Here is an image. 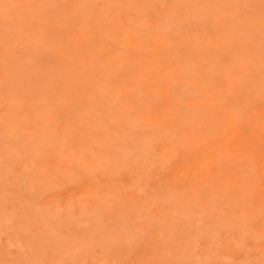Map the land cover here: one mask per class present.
I'll return each mask as SVG.
<instances>
[{
  "label": "rangeland",
  "instance_id": "rangeland-1",
  "mask_svg": "<svg viewBox=\"0 0 264 264\" xmlns=\"http://www.w3.org/2000/svg\"><path fill=\"white\" fill-rule=\"evenodd\" d=\"M0 264H264V0H0Z\"/></svg>",
  "mask_w": 264,
  "mask_h": 264
},
{
  "label": "bare ground",
  "instance_id": "bare-ground-1",
  "mask_svg": "<svg viewBox=\"0 0 264 264\" xmlns=\"http://www.w3.org/2000/svg\"><path fill=\"white\" fill-rule=\"evenodd\" d=\"M198 37H200V36H198ZM200 40V39H199ZM203 41V40H202ZM214 42H215V38L214 37H210V38H208V40H207V42L205 43V48L206 47H210L211 45H213L214 44ZM150 120L149 119H147V122H149ZM191 134V133H190Z\"/></svg>",
  "mask_w": 264,
  "mask_h": 264
}]
</instances>
